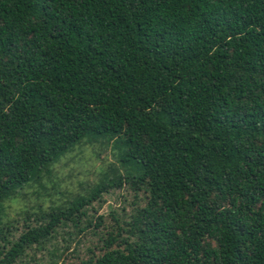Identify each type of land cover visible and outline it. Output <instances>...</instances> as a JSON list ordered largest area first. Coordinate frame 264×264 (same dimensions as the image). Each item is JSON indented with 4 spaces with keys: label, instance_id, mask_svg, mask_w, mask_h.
<instances>
[{
    "label": "trees",
    "instance_id": "16d2710c",
    "mask_svg": "<svg viewBox=\"0 0 264 264\" xmlns=\"http://www.w3.org/2000/svg\"><path fill=\"white\" fill-rule=\"evenodd\" d=\"M97 136L148 203L81 264H264V0H0V204Z\"/></svg>",
    "mask_w": 264,
    "mask_h": 264
},
{
    "label": "rangeland",
    "instance_id": "374dc122",
    "mask_svg": "<svg viewBox=\"0 0 264 264\" xmlns=\"http://www.w3.org/2000/svg\"><path fill=\"white\" fill-rule=\"evenodd\" d=\"M118 138L91 137L56 159L0 204V261L32 229L48 228L50 214L88 200L37 243L26 245L11 264L96 262L111 250L138 239L135 222L148 203L147 189L104 187L114 177H137V165L123 168ZM134 225V226H133Z\"/></svg>",
    "mask_w": 264,
    "mask_h": 264
}]
</instances>
